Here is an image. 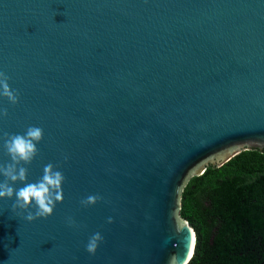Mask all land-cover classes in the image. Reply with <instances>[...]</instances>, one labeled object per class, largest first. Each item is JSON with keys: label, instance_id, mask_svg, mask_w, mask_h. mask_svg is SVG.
Listing matches in <instances>:
<instances>
[{"label": "water", "instance_id": "95a60500", "mask_svg": "<svg viewBox=\"0 0 264 264\" xmlns=\"http://www.w3.org/2000/svg\"><path fill=\"white\" fill-rule=\"evenodd\" d=\"M0 72V137L43 129L27 182L65 176L47 218L0 199V264H188L182 189L264 150V0H0Z\"/></svg>", "mask_w": 264, "mask_h": 264}, {"label": "trees", "instance_id": "16d2710c", "mask_svg": "<svg viewBox=\"0 0 264 264\" xmlns=\"http://www.w3.org/2000/svg\"><path fill=\"white\" fill-rule=\"evenodd\" d=\"M179 216L195 233L188 264H264V150L242 151L191 177Z\"/></svg>", "mask_w": 264, "mask_h": 264}, {"label": "clouds", "instance_id": "9594fccd", "mask_svg": "<svg viewBox=\"0 0 264 264\" xmlns=\"http://www.w3.org/2000/svg\"><path fill=\"white\" fill-rule=\"evenodd\" d=\"M10 78L0 72V97L15 105L19 101V94L16 90L10 88L8 80ZM6 108L0 109V118L7 117ZM43 138V129L39 126H29L22 134L4 133L3 149L8 156V162L0 163V199H13L11 211L28 222L38 218H47L52 215L57 203L63 201L62 184L65 176L52 163L43 167L42 176L35 182H27L28 165L38 155L37 144ZM67 160V157H65ZM17 182L23 184L22 187L14 188ZM99 194H90L80 200L82 207L95 205L102 200ZM19 210V212H17ZM34 210V211H33ZM112 218L107 219V223H112ZM69 226H75V221L67 218ZM103 242V236L100 232L92 234L85 244V251L94 255L100 243Z\"/></svg>", "mask_w": 264, "mask_h": 264}, {"label": "flooded vegetation", "instance_id": "af4514ba", "mask_svg": "<svg viewBox=\"0 0 264 264\" xmlns=\"http://www.w3.org/2000/svg\"><path fill=\"white\" fill-rule=\"evenodd\" d=\"M263 230H264V228H263ZM259 246L262 247V249H264V243L263 244L259 243Z\"/></svg>", "mask_w": 264, "mask_h": 264}]
</instances>
